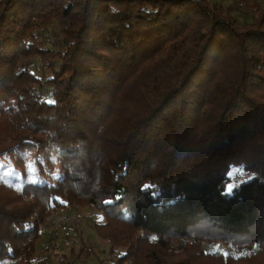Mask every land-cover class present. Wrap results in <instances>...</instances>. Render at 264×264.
I'll list each match as a JSON object with an SVG mask.
<instances>
[{
  "label": "trees",
  "instance_id": "16d2710c",
  "mask_svg": "<svg viewBox=\"0 0 264 264\" xmlns=\"http://www.w3.org/2000/svg\"><path fill=\"white\" fill-rule=\"evenodd\" d=\"M6 155L63 174L0 179V264L67 205L113 264H264L262 1L0 0Z\"/></svg>",
  "mask_w": 264,
  "mask_h": 264
},
{
  "label": "rangeland",
  "instance_id": "374dc122",
  "mask_svg": "<svg viewBox=\"0 0 264 264\" xmlns=\"http://www.w3.org/2000/svg\"><path fill=\"white\" fill-rule=\"evenodd\" d=\"M228 2V0H221ZM264 5V0H261ZM246 19H250L253 12L242 11ZM49 38L57 37L49 32ZM36 162L32 156L26 160L23 167L17 166L14 160L6 155L0 162V179L13 181L16 177L22 179H36ZM63 174V169L56 157H52V166L38 174L40 178L55 183ZM101 212L91 206L67 205L62 211L54 210L50 218L39 224L38 231L42 237L37 243L33 261L40 256H46L49 264H113L119 251L109 252V244L105 242L92 226L96 220H102ZM95 254H87L86 248ZM46 248V249H44ZM44 249V250H43ZM43 250V251H42ZM127 264V263H124Z\"/></svg>",
  "mask_w": 264,
  "mask_h": 264
}]
</instances>
